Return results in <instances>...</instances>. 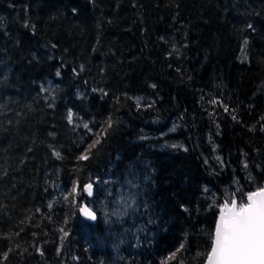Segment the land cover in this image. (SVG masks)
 <instances>
[{
    "label": "trees",
    "instance_id": "obj_1",
    "mask_svg": "<svg viewBox=\"0 0 264 264\" xmlns=\"http://www.w3.org/2000/svg\"><path fill=\"white\" fill-rule=\"evenodd\" d=\"M262 118L264 0H0V264H203L226 191L264 186ZM129 165L135 206L82 220Z\"/></svg>",
    "mask_w": 264,
    "mask_h": 264
},
{
    "label": "snow or ice",
    "instance_id": "obj_2",
    "mask_svg": "<svg viewBox=\"0 0 264 264\" xmlns=\"http://www.w3.org/2000/svg\"><path fill=\"white\" fill-rule=\"evenodd\" d=\"M248 28H252L249 24ZM247 46L248 40L243 41ZM83 65L80 66L83 70ZM60 73L57 72V75ZM155 87V85H153ZM46 91V90H45ZM95 91V89L93 90ZM138 102H139V98ZM215 103V101H213ZM225 111L228 108L225 106ZM67 119L69 122L73 120V113L71 110L68 112ZM235 119V117H233ZM264 119V118H262ZM107 127L101 129L100 132L94 133L97 137L78 157L80 160H88L89 153L93 148L101 143V135L106 134L107 128L113 126L111 118L106 122ZM84 128L92 131L88 124L83 125ZM264 130V129H262ZM176 147V145H173ZM53 155L56 158H61V152L52 149ZM248 167L247 162L243 165ZM207 191V189H205ZM73 191H77L76 188ZM84 191L91 196L93 192V185L91 183L84 186ZM246 202L243 199L240 203L237 202L235 194L233 193L229 199H225L221 205H219V215L215 221V229L211 234V250L207 253L206 264H264V186L257 188L255 191L248 192L246 194ZM134 203V201H133ZM51 207V204H49ZM131 207V204L125 202V210ZM84 212L91 220H95L97 217L91 209L82 208ZM117 215L123 213H114ZM63 231V229H61ZM67 233L65 232V236ZM183 248V245H181ZM179 251V249L177 250ZM7 253H5V257ZM176 253H173L169 260L174 259ZM167 264V261L164 262ZM182 264V262H181Z\"/></svg>",
    "mask_w": 264,
    "mask_h": 264
},
{
    "label": "rangeland",
    "instance_id": "obj_3",
    "mask_svg": "<svg viewBox=\"0 0 264 264\" xmlns=\"http://www.w3.org/2000/svg\"><path fill=\"white\" fill-rule=\"evenodd\" d=\"M169 133L173 134L174 128L173 126L168 127ZM144 134V133H143ZM167 134V133H166ZM166 134L159 135V136H152V135H145L141 136L142 142L147 143L146 146H151L152 148H160V150H166L167 148L171 149L173 148V145L176 144V142L172 141L174 139H165ZM145 138V139H144ZM144 140V141H143ZM149 140V143L146 142ZM141 141V140H140ZM177 146V145H176ZM215 150H213L214 152ZM141 158H138L137 161H140ZM140 162V165L143 166L145 163V160ZM214 159H217L218 161L221 160L219 155H214ZM135 161V163L138 165V162ZM133 165H135L133 163ZM136 173L133 170V167L129 165L126 167V170H123V173L121 175L115 174L114 176L107 177L103 179V181L97 186V194L99 199L93 203L89 200L88 206L93 211H97L100 218L103 220L108 219L110 216H113L117 218L118 220L123 218L128 211L131 210L136 204V198L134 197V188L136 187ZM55 185V184H54ZM94 189V187H93ZM60 187L58 184L52 187V197L55 198L57 193L60 191ZM227 190V189H225ZM224 190V191H225ZM104 193V194H103ZM226 197L230 200V191H226ZM105 196V197H104ZM134 201V203H133ZM125 202H128L131 204V207H128L127 210H125ZM246 202V199L243 201ZM114 213H123L120 215L114 214ZM73 254V253H72ZM70 260L72 258L70 257Z\"/></svg>",
    "mask_w": 264,
    "mask_h": 264
},
{
    "label": "water",
    "instance_id": "obj_4",
    "mask_svg": "<svg viewBox=\"0 0 264 264\" xmlns=\"http://www.w3.org/2000/svg\"><path fill=\"white\" fill-rule=\"evenodd\" d=\"M85 193H86V192H85ZM86 195H87V198H88V199H91L92 195L89 196L87 193H86ZM85 207H86L87 209H90L89 206H88L86 203H82V204L80 205V207H79V213H80V216H81L82 220H84L85 222H87V223H89V224H95L96 221H97V218H96L95 220H91V219H89L87 216H85V214H84L83 211H81V209H82V208H85ZM91 210H92V209H91ZM92 212L95 213V211H93V210H92ZM95 215H96V213H95ZM96 217H97V215H96ZM203 264H206V260H205V262H204Z\"/></svg>",
    "mask_w": 264,
    "mask_h": 264
}]
</instances>
